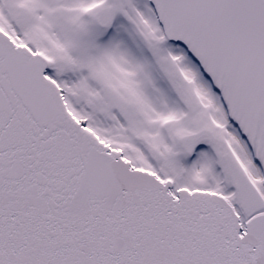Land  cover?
Here are the masks:
<instances>
[{
  "label": "snow or ice",
  "instance_id": "obj_1",
  "mask_svg": "<svg viewBox=\"0 0 264 264\" xmlns=\"http://www.w3.org/2000/svg\"><path fill=\"white\" fill-rule=\"evenodd\" d=\"M0 264H264V0H0Z\"/></svg>",
  "mask_w": 264,
  "mask_h": 264
}]
</instances>
